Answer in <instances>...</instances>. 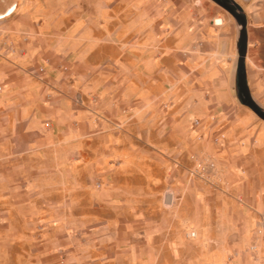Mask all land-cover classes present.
Masks as SVG:
<instances>
[{
  "label": "rangeland",
  "instance_id": "1",
  "mask_svg": "<svg viewBox=\"0 0 264 264\" xmlns=\"http://www.w3.org/2000/svg\"><path fill=\"white\" fill-rule=\"evenodd\" d=\"M235 1L264 24V0ZM9 7L0 264H264L263 167L227 160L204 76L207 28L238 31L233 16L214 0Z\"/></svg>",
  "mask_w": 264,
  "mask_h": 264
},
{
  "label": "crops",
  "instance_id": "2",
  "mask_svg": "<svg viewBox=\"0 0 264 264\" xmlns=\"http://www.w3.org/2000/svg\"><path fill=\"white\" fill-rule=\"evenodd\" d=\"M13 9L9 7L0 12V20L10 16ZM206 33L205 49L209 54L205 55L204 66L209 62L210 68L204 76L211 79L213 87L212 110L220 119H225L226 135L222 142L226 145L227 160L234 165L243 164L244 158L253 160L252 164L263 167L261 180L264 182V120L239 101L235 87L238 31L230 19H225L222 27L210 25ZM247 39V85L253 99L264 109V24L248 22ZM253 203L257 212L263 214L264 187L254 196Z\"/></svg>",
  "mask_w": 264,
  "mask_h": 264
},
{
  "label": "water",
  "instance_id": "3",
  "mask_svg": "<svg viewBox=\"0 0 264 264\" xmlns=\"http://www.w3.org/2000/svg\"><path fill=\"white\" fill-rule=\"evenodd\" d=\"M224 7L235 19L238 27L236 41L237 61L235 69V87L239 101L249 107L258 117L264 120V109H262L250 94L245 68V56L247 52V21L243 7L235 0H214Z\"/></svg>",
  "mask_w": 264,
  "mask_h": 264
},
{
  "label": "bare ground",
  "instance_id": "4",
  "mask_svg": "<svg viewBox=\"0 0 264 264\" xmlns=\"http://www.w3.org/2000/svg\"><path fill=\"white\" fill-rule=\"evenodd\" d=\"M216 22H217L218 24H221V23H222V19L217 18V19H216Z\"/></svg>",
  "mask_w": 264,
  "mask_h": 264
},
{
  "label": "built area",
  "instance_id": "5",
  "mask_svg": "<svg viewBox=\"0 0 264 264\" xmlns=\"http://www.w3.org/2000/svg\"><path fill=\"white\" fill-rule=\"evenodd\" d=\"M214 23H215V24H218V23L216 22V20L214 21ZM198 122H199L198 120L195 121L196 124H198ZM193 235H194V233H193Z\"/></svg>",
  "mask_w": 264,
  "mask_h": 264
}]
</instances>
